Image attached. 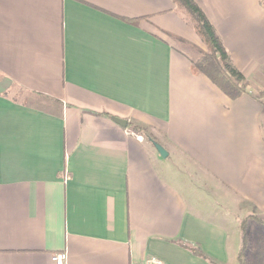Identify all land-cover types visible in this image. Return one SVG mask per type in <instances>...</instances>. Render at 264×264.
<instances>
[{
    "label": "crops",
    "instance_id": "1",
    "mask_svg": "<svg viewBox=\"0 0 264 264\" xmlns=\"http://www.w3.org/2000/svg\"><path fill=\"white\" fill-rule=\"evenodd\" d=\"M195 1L238 98L194 71L174 0H0V264H238L236 216L264 218V0Z\"/></svg>",
    "mask_w": 264,
    "mask_h": 264
},
{
    "label": "trees",
    "instance_id": "2",
    "mask_svg": "<svg viewBox=\"0 0 264 264\" xmlns=\"http://www.w3.org/2000/svg\"><path fill=\"white\" fill-rule=\"evenodd\" d=\"M179 7L189 16L194 28L202 37L207 46L200 58L193 61L192 66L196 73L208 76L226 95L235 99L247 93V80L244 74L233 64L230 54L224 46L220 36L217 34L213 24L195 0H174ZM260 101L264 107V91L260 93ZM123 122V123H122ZM124 127L132 128L153 144L156 142L153 133L146 127L136 125L129 121H122ZM239 229L238 264H247L246 252L249 245V223L264 227V218L256 213H250L244 217L236 216ZM196 255L213 260L205 255L199 248L191 249ZM253 264H264V238L260 240Z\"/></svg>",
    "mask_w": 264,
    "mask_h": 264
},
{
    "label": "rangeland",
    "instance_id": "3",
    "mask_svg": "<svg viewBox=\"0 0 264 264\" xmlns=\"http://www.w3.org/2000/svg\"><path fill=\"white\" fill-rule=\"evenodd\" d=\"M184 45H186V44H184ZM186 46L189 48V45H186ZM201 53L203 54V52H201ZM202 54H200V55H202ZM15 92H16V96H19L21 99L27 98V96H26L27 94L24 91H21L17 88L15 90ZM252 213H255V212H252ZM242 217H244V216H242ZM255 225L256 226L254 227V229L252 231V238L249 239V245H248V249L246 252L247 264H253L255 254H256L257 250L259 249V246H260V240L264 238V227L259 226L257 224H255Z\"/></svg>",
    "mask_w": 264,
    "mask_h": 264
},
{
    "label": "built area",
    "instance_id": "4",
    "mask_svg": "<svg viewBox=\"0 0 264 264\" xmlns=\"http://www.w3.org/2000/svg\"><path fill=\"white\" fill-rule=\"evenodd\" d=\"M67 258L66 252L55 253L52 257L56 264H66ZM145 264H162V262L157 259H149Z\"/></svg>",
    "mask_w": 264,
    "mask_h": 264
},
{
    "label": "water",
    "instance_id": "5",
    "mask_svg": "<svg viewBox=\"0 0 264 264\" xmlns=\"http://www.w3.org/2000/svg\"><path fill=\"white\" fill-rule=\"evenodd\" d=\"M155 147L158 149V151L160 152V154L163 157H167L168 156V152L164 149V147L162 145H160L159 143L155 142L154 143Z\"/></svg>",
    "mask_w": 264,
    "mask_h": 264
}]
</instances>
